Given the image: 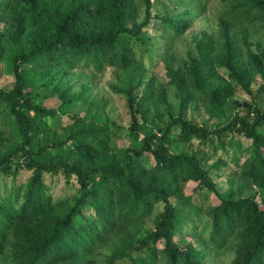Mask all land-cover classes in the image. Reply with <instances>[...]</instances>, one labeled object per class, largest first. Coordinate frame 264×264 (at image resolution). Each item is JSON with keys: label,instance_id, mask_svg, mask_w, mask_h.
Masks as SVG:
<instances>
[{"label": "trees", "instance_id": "16d2710c", "mask_svg": "<svg viewBox=\"0 0 264 264\" xmlns=\"http://www.w3.org/2000/svg\"><path fill=\"white\" fill-rule=\"evenodd\" d=\"M208 1L187 0L195 2L198 10L186 18L163 17L161 23L168 32L179 35L187 28L188 19L206 11ZM227 1L231 5L224 16L230 24L241 26L238 35L246 45L248 60L243 71L230 64L233 48L215 54L204 40H198V57L185 69L166 68L169 84L193 91L183 96L177 115L169 104L153 111L155 129H150L140 123L138 113L146 115L148 100L161 103L164 87L159 83L162 95L150 86L140 98L134 94L142 83L135 81L139 71L134 44L142 42L138 35L151 24L152 0H144L142 22L137 20L135 0H0V11L13 13L10 29L0 33V62L8 60L15 77L12 87H0V104L14 116L20 137L19 143L0 155V172L16 182L23 170L31 171L25 182H13L9 194H0V257L11 245L18 264L67 261L90 253L121 224L145 218L156 203H163L153 230L137 243L135 250L140 253L132 255L133 264H158L160 260L162 264H207L212 257L210 249L220 250L234 239L237 258L232 264H264V108L255 104L212 126L186 117L188 107L197 100L206 104L210 117L225 114V103L236 88L226 80L214 81L216 65H227L231 76L251 94V73L259 70L264 77V51L258 56L248 47L252 23L264 26V0ZM106 66L134 73L124 92L131 110V133L135 141L142 132L144 137L121 146L115 141L120 128L77 118L68 134L53 133L57 132L52 123L58 108L41 105L37 98L55 92L67 103L72 97L58 78L61 72L77 67L102 71ZM47 86H52L51 94ZM255 96L264 98V82ZM229 133L251 141L242 162L237 152L229 156L238 174L256 187L248 196L218 192L202 158L172 148L174 143L191 144L194 139L208 144ZM228 143L231 148L240 145L233 139ZM219 145L225 148V141ZM227 163L220 159L216 165ZM59 172L69 178L76 176L78 183L75 194L63 203L54 200L46 181V174ZM187 182H196L193 190L202 198L194 206L193 217L201 219L202 215L209 225L208 248L197 250L178 241L187 219L174 198L181 196L189 206L194 205L191 195L180 188ZM212 192L220 200L216 205L207 203V194ZM123 258L125 253L117 250L107 262L114 264Z\"/></svg>", "mask_w": 264, "mask_h": 264}, {"label": "rangeland", "instance_id": "374dc122", "mask_svg": "<svg viewBox=\"0 0 264 264\" xmlns=\"http://www.w3.org/2000/svg\"><path fill=\"white\" fill-rule=\"evenodd\" d=\"M152 2L153 19L151 24L141 29L138 36L142 42L138 45L134 44L137 58L136 69L139 71L135 81L142 82L134 90V94L140 98L150 86V90L155 89V92L159 90L161 93L159 94L162 95L163 92H161L159 83L164 87V100L161 103L148 100L144 106L146 115L138 113L141 124L146 128L155 129V124L152 121L153 111L163 110L169 104L172 106L174 115H177L183 96L193 91V89L188 88L179 89L173 84H169L166 68L173 65L175 68L185 69L192 58L198 57V40H204L208 47L213 48L215 54H224L228 52L229 48H233L236 55H233L230 64L238 67L236 71H243L244 61H247L248 58L245 54L246 48H244L246 45L242 44L238 35V28L241 26L230 24L224 16V11L230 7L231 2L227 0L208 1L206 11L195 19H188L187 28L179 35L168 32L161 23V19L163 17L168 19L186 18L189 12L198 10L196 3L187 2V0H152ZM180 2L187 3L180 5ZM135 3L138 8L137 20L142 22L145 17L144 0H135ZM12 14L9 11H0V33L10 29L9 19ZM248 47L258 56L264 51V26L261 22H253L250 26ZM215 69L217 70V77L213 79L216 83L226 80L236 88L235 95L228 98L225 103V114L222 117H210L206 104L197 100L193 101L186 111L188 119L200 124L209 123L212 126L218 122L225 123L235 113L248 111L255 104L264 108V98L255 96L258 94L259 86L264 82L263 74H260L259 70L250 75L251 94L236 78L231 76L227 65H216ZM133 74L132 71L120 70L110 66H106L102 71L88 67H77L68 72L63 71L58 78L68 88L67 92L72 100L62 103V98L59 97L58 93L51 94L52 86H47V92L51 95L47 98L40 95L37 102L49 108H58L59 114L52 123V127L57 130V132H53L55 134H68V130L72 128L71 125L77 118V120H83L87 123L90 121L99 125L109 123L120 128L115 141L121 146L130 145L134 142L138 143L144 137V133H140L139 140L135 141L131 133L132 116L128 106V96L124 92L125 84ZM14 82L15 77L9 61L2 60L0 62V87L10 88ZM222 139L214 137V141H210L208 144H203L198 139H194L191 144L174 143L172 148L175 152L184 150L202 158L203 165L209 170L211 180L218 192L234 194L237 197L248 196L256 190V187L248 179L242 178L238 174L229 156L232 152H237L242 162L249 154L247 148L251 141L235 133H229ZM230 139L238 142L239 147L231 148L228 143ZM220 141H225V148L219 145ZM19 142L16 120L10 110L6 109L4 104H0V155L10 146ZM44 143L49 146L52 144L48 140H44ZM220 159L228 163L219 167L216 164ZM30 174L31 171L23 170L15 182L12 176H6V173L0 172V194L2 196L9 194L13 182L15 185L25 182ZM46 181L50 185V192L56 202L63 203L64 200H68L75 194L78 187L76 176L69 178L63 172L55 175L46 174ZM195 185L196 182H187L180 186L185 195H191L193 206H189V202L184 201L181 196L175 197L174 200L178 209L186 217L184 218L187 219V223H183L185 229L178 235L179 243L184 246L194 245L195 249L200 250L208 248L206 234L209 225L202 215L201 219L193 217L194 206L202 199L199 193L194 192ZM207 195V203L210 205H216L220 202L216 193L212 192ZM59 205L61 203H58ZM162 210L163 203H156L150 215L136 219L131 223L121 224L105 241L97 244L90 253L77 255L70 260L52 264H108L107 260L117 250L125 253V258L116 261L114 264H133L131 262L132 255L140 253L135 250L137 243L153 230L156 215ZM192 227L193 230H191ZM236 245L237 240L234 239L230 240L220 250L210 249L213 252H211L212 257L207 264H232L237 258ZM0 264H18L11 255V245L6 247V253L0 257ZM158 264H162V261L160 260Z\"/></svg>", "mask_w": 264, "mask_h": 264}]
</instances>
